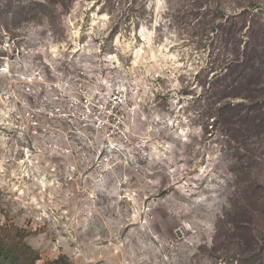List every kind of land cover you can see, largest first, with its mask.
I'll use <instances>...</instances> for the list:
<instances>
[{
  "label": "rangeland",
  "instance_id": "obj_1",
  "mask_svg": "<svg viewBox=\"0 0 264 264\" xmlns=\"http://www.w3.org/2000/svg\"><path fill=\"white\" fill-rule=\"evenodd\" d=\"M78 76L124 134L69 120ZM22 104L62 115L33 134ZM0 250L264 264V0H0Z\"/></svg>",
  "mask_w": 264,
  "mask_h": 264
},
{
  "label": "built area",
  "instance_id": "obj_2",
  "mask_svg": "<svg viewBox=\"0 0 264 264\" xmlns=\"http://www.w3.org/2000/svg\"><path fill=\"white\" fill-rule=\"evenodd\" d=\"M82 74V72H81ZM78 81L73 83L76 89L69 94L67 102L69 104V110L66 114L69 120L79 122L80 126L84 127L85 130L95 131L96 133L111 135L115 134L117 130L120 135L122 130L118 128L113 129L110 127L112 121L116 118L118 123L123 124L124 117L122 115V106L124 105V97L120 94L119 90L115 92L99 91L98 89L89 92L85 85L86 78L78 76ZM21 91L26 94H33V90L28 83H22ZM68 95V93L66 92ZM55 112L51 109L43 110L41 107H32L26 104H22V109H13L12 118L15 122L21 123V127L32 128V133L36 134L37 128L40 130H46L44 124L37 120L42 118L44 120L51 116L61 117V113L57 112V107L54 108ZM57 112V113H56Z\"/></svg>",
  "mask_w": 264,
  "mask_h": 264
},
{
  "label": "trees",
  "instance_id": "obj_3",
  "mask_svg": "<svg viewBox=\"0 0 264 264\" xmlns=\"http://www.w3.org/2000/svg\"><path fill=\"white\" fill-rule=\"evenodd\" d=\"M22 230H17V232ZM2 255V252L0 250V257ZM51 264H69L67 257L65 255H59L56 259L49 261Z\"/></svg>",
  "mask_w": 264,
  "mask_h": 264
},
{
  "label": "clouds",
  "instance_id": "obj_4",
  "mask_svg": "<svg viewBox=\"0 0 264 264\" xmlns=\"http://www.w3.org/2000/svg\"><path fill=\"white\" fill-rule=\"evenodd\" d=\"M113 59H114V57H113ZM5 71H7V69H5ZM182 190H183V188H182ZM188 191H191V189H189ZM205 198L203 197V196H201L200 198H199V200H197L196 201V203H200L201 201H203ZM185 211L187 212V211H189V209L188 208H185ZM197 242H199L198 240H197ZM188 243H192V241H188ZM158 250V249H157ZM189 255H190V253H189Z\"/></svg>",
  "mask_w": 264,
  "mask_h": 264
},
{
  "label": "water",
  "instance_id": "obj_5",
  "mask_svg": "<svg viewBox=\"0 0 264 264\" xmlns=\"http://www.w3.org/2000/svg\"><path fill=\"white\" fill-rule=\"evenodd\" d=\"M177 235H180V233H179V232H177Z\"/></svg>",
  "mask_w": 264,
  "mask_h": 264
}]
</instances>
